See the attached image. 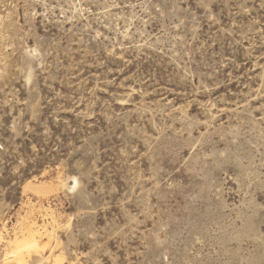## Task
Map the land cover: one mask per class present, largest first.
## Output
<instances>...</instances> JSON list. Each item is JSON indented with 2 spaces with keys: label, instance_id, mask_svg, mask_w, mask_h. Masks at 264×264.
<instances>
[{
  "label": "rangeland",
  "instance_id": "obj_1",
  "mask_svg": "<svg viewBox=\"0 0 264 264\" xmlns=\"http://www.w3.org/2000/svg\"><path fill=\"white\" fill-rule=\"evenodd\" d=\"M27 208L23 264H264V0H0V264Z\"/></svg>",
  "mask_w": 264,
  "mask_h": 264
},
{
  "label": "bare ground",
  "instance_id": "obj_2",
  "mask_svg": "<svg viewBox=\"0 0 264 264\" xmlns=\"http://www.w3.org/2000/svg\"><path fill=\"white\" fill-rule=\"evenodd\" d=\"M60 182H62V181H60ZM74 182L77 183V180L74 179ZM46 209H49V207H47ZM31 211L32 210L29 208H27L25 211V215H26V219L24 220L25 226L23 228H21V230L19 231L20 234L17 231H15L11 235L10 239L5 240L7 242H10V240H12L14 242L11 255L14 257L17 264H23L24 263L25 253H26V255H29L30 252H32V251L38 252L37 247L41 243V236L46 231V228L44 227V225L41 222L34 220V217L32 219H29L31 217L28 216V214H30ZM47 211H49V210H46V212ZM2 227H4L3 223H2ZM2 239H3V237L0 233V240H2ZM43 258H44V254L40 253V256H37V258H35V261L42 260ZM47 259H48V256H47Z\"/></svg>",
  "mask_w": 264,
  "mask_h": 264
}]
</instances>
